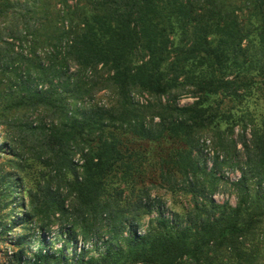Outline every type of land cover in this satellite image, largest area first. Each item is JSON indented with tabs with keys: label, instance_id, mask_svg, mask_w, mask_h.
Segmentation results:
<instances>
[{
	"label": "trees",
	"instance_id": "trees-1",
	"mask_svg": "<svg viewBox=\"0 0 264 264\" xmlns=\"http://www.w3.org/2000/svg\"><path fill=\"white\" fill-rule=\"evenodd\" d=\"M263 92L264 0H0L3 264H264V111L211 130Z\"/></svg>",
	"mask_w": 264,
	"mask_h": 264
},
{
	"label": "rangeland",
	"instance_id": "rangeland-1",
	"mask_svg": "<svg viewBox=\"0 0 264 264\" xmlns=\"http://www.w3.org/2000/svg\"><path fill=\"white\" fill-rule=\"evenodd\" d=\"M260 100L258 98L255 99H250L248 102L243 103V104H238V103H231L228 100H224V103L220 106L218 112H219V117L221 118V121L218 123L216 122L212 127L211 130L221 132L226 134L227 131L229 130L230 127L233 128L232 134L229 135V139L233 140L234 142H238L240 140L241 136V129L239 126L235 124H240V122L244 121L247 125V139H250V129L251 126L253 125H259L261 115L264 111V92L261 93L260 95ZM112 97L110 93L108 92H103L95 96L94 101L98 103L99 105H104L108 106L110 104ZM211 99V98H210ZM209 101V104L214 105L213 101ZM133 100L134 102L140 104V105H145L146 102L150 101V97L147 95H139V94H134L133 95ZM219 100V99H218ZM217 100V101H218ZM196 99L191 98L190 96H183L179 101L178 104L179 106H187L191 105ZM247 109V110H246ZM231 114L233 116L232 123L224 121L226 119L225 115ZM246 117H249L248 120H245ZM253 124V125H252ZM1 130V129H0ZM2 138H4V135L2 133ZM213 136L210 131L208 133H204L200 137V146L204 153L207 155V167L208 170L211 168L214 159L218 157V160L221 162L223 160V155L220 153L219 150H217V147L213 144ZM138 147H141L142 149H150L152 148V151L149 152L151 154L154 151H159L160 148H167V145H151V146H146L142 145L141 143H136ZM136 144H134L136 146ZM238 149H240V146H238ZM151 156V155H150ZM75 160H79L78 156L75 157ZM81 164V163H80ZM9 165L10 163L7 161L5 158L0 157V169L4 170L5 172L9 171ZM221 173L230 181L234 182L239 178V174L236 172H233L231 169L227 167H222L221 168ZM36 173L30 172V177L26 180V186L27 187H32V184L37 180ZM153 176L157 177L156 174L153 173ZM153 177H151L152 179ZM157 179H152V181H148V183H145L143 185H151V195L154 198H159L164 209L166 210L167 213L173 212V213H178L181 214L182 210L180 208L179 203L180 201H175L169 193H167L161 185H159V181ZM214 200H216L219 203H223L225 201L229 202L231 205L235 204V198L232 196L229 191H223L218 194L214 195ZM7 252V247L3 246L0 244V264H3L5 262L6 256L5 253Z\"/></svg>",
	"mask_w": 264,
	"mask_h": 264
}]
</instances>
